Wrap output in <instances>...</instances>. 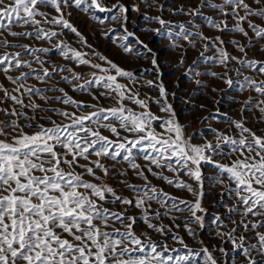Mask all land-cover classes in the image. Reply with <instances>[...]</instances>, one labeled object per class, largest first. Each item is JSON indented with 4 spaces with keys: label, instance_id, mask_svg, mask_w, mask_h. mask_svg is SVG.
<instances>
[{
    "label": "snow or ice",
    "instance_id": "6c2138e0",
    "mask_svg": "<svg viewBox=\"0 0 264 264\" xmlns=\"http://www.w3.org/2000/svg\"><path fill=\"white\" fill-rule=\"evenodd\" d=\"M66 7H75L84 13L90 10L112 13V20L122 22L123 39L126 41L134 36L125 26L129 9L119 2L109 8L102 0H0V74L14 85L9 90L0 83V93H3L0 104L11 102V107L0 108V113L6 117L0 121V264H264V135H258L244 122L229 121L239 131L238 138L212 129L215 143H193L192 137L185 138L184 127L167 103L163 83L148 80L146 86L159 89L160 99L153 102L160 105L161 112L168 114L167 118L155 115L148 102L152 98L142 99L139 91L135 90L134 86L139 83L136 74L107 57L92 53L102 61L93 64L85 58L88 53L63 42L56 44L55 51L65 60L75 62L77 66H90L100 73L98 75L94 71L91 78L79 83L84 77L72 68L54 66L41 59V55H47L53 49L19 42L33 39L52 42L63 34L43 27L48 24L74 33L81 43L90 47L77 28L65 18ZM42 8H51L57 15H50ZM202 8L217 15L204 16ZM132 11H139V8L133 5ZM117 12L119 17L115 15ZM173 15L200 16L209 28L221 33H238L247 41L245 44L230 41L242 54L237 57L226 51L220 36L196 35L187 32L183 24L176 26L179 28L176 39L187 41L195 36L205 41V51L210 50L209 45L216 51L213 57H205L201 52L202 59L193 61L196 67H190L185 75L193 78L209 75L232 87L234 81L226 78L227 72L201 73L197 70L199 63L211 61L225 69L235 62L240 65L236 69L238 76H242L244 70H250L264 77V59L248 58V52L258 42L264 41V0H199L197 7L181 5ZM96 19L103 22L99 17ZM149 19H154L161 26L150 31L173 39L172 31H161L170 21L160 16ZM14 27L34 30L17 32L13 31ZM136 43L143 47L144 53L127 44L120 47L126 54L141 55L142 58L150 55L153 70L159 76L156 54L139 38ZM178 46L173 42L169 48ZM189 46L194 48L195 44L190 43ZM257 51L264 53V45ZM183 64L181 57L178 68ZM56 75L64 83L71 84L74 92L88 93L97 103L77 101L63 88H40L28 83L35 80L47 85ZM121 78L128 83H121ZM195 83L206 87L200 80ZM238 87L264 97V79L243 76ZM93 88L104 91L96 95L92 92ZM49 92L62 95L49 97ZM33 97L45 104L52 99L53 103L70 106L74 111L44 108L34 102ZM101 98L113 100L115 106H101ZM129 104L140 111H135ZM17 106L21 110H17ZM245 109L258 110L260 122L264 123V99L253 103L250 96L241 111ZM49 112L68 123H58L47 115ZM40 113L45 115L40 116ZM22 120L28 123H20ZM39 120L44 123H39ZM156 121H160L158 126L162 132H157L153 126ZM102 129L116 139L103 135ZM121 132L128 135L121 136ZM133 149L142 153V158L150 165L167 169L176 178L154 172L151 166L147 168L148 173L176 189L187 191L195 197V201L181 200L151 185L145 171L135 163ZM92 156L96 159H91ZM215 156H224L228 163L215 160ZM103 158L117 163L121 158L144 181L143 185L137 186L120 179L127 176V171L117 173V182L135 193L134 198H127L104 183L113 169L102 162ZM202 164L211 165L216 170L208 179L225 189L221 197L226 195L234 201L229 207L221 200L233 225L229 231H220L227 225L219 216L213 218L218 229L216 237L224 245L230 244V249L218 246L210 251L203 246L202 240L201 247L193 249L172 227L162 222V217H168L175 223L177 218L170 215L173 211L187 212L191 214L190 219L183 221L187 235L197 239L193 225L204 229V216L198 215L205 211L201 203L204 196ZM181 172L195 182V188L179 178ZM153 202L166 211L154 210ZM133 208L139 210L138 215L129 214ZM137 229L141 230L138 232ZM150 233L159 234L163 239H153ZM169 239L179 247L170 244ZM217 252L219 257L214 254Z\"/></svg>",
    "mask_w": 264,
    "mask_h": 264
},
{
    "label": "rangeland",
    "instance_id": "374dc122",
    "mask_svg": "<svg viewBox=\"0 0 264 264\" xmlns=\"http://www.w3.org/2000/svg\"><path fill=\"white\" fill-rule=\"evenodd\" d=\"M104 6L111 8L113 4L119 2L125 5L129 11L127 13L128 21L125 25L129 32L134 33L133 37H129L128 40H124L125 35L122 27V22L119 20H112L110 17L112 13H99L95 10H90L88 13H84L75 7H66L64 9L65 18L68 19L74 27L82 34V36L87 41L85 46L81 43L79 37L74 33L66 29H61L57 26H52L44 24L45 29L55 30L57 32H62V35L54 38L52 42L44 40H21L20 43H29L32 47H43L53 49L47 55H41V59L48 61L51 65L54 66H63L72 68L76 73L84 77L83 80L79 83H84L87 79L91 78V74L96 69L91 68L90 66L80 65L77 66L75 62L70 60H65L62 56L55 51V45L63 42L64 44L69 45L71 48L81 51L83 53H88L89 55L85 58L90 59L91 63H102V61L95 58L92 53L105 56L109 60L117 63L120 67L124 68L127 71H131L136 74L139 81L136 84L135 90L139 91L140 97L145 99L151 97L152 100L148 101L151 111L162 118H167L168 114L160 111V105L154 103L153 101L160 99L159 89L158 88H149L146 86V81L153 80L156 83H163L166 92H167V103H169L176 116L177 121L185 129V138L192 137V142L196 144H203L205 141H212L215 143V135L211 131L212 129L222 132L225 135L232 136L234 138L239 137V131L234 128V125L230 124L229 121H241L245 123L246 127L251 128L258 135H264V123L260 122V113L256 109H245L241 111L244 107V102L249 99L251 96L253 103L258 99H264V97H259L256 93L250 90H240L238 87L239 83L242 82L243 76H252L253 78L264 79L255 73H252L250 70H244L242 76H238L236 69L240 65L232 62L228 65V68L225 69L222 65L213 64L211 61L207 63H199L197 70L201 73L207 72H216L218 74H224L227 72L226 78H231L234 81L232 87H229L223 80H218L209 75H201L199 77H192L190 75H185L188 72L190 67H196L193 65V61H199L202 58L200 53L203 52L205 57H213L216 55L214 48L209 45L208 51L204 50L205 41L196 39L195 36L190 37L189 40L176 39V34L179 33L178 25L183 24L187 32H192L196 35L203 34L204 36L214 38L220 36L224 41V48L231 55L240 57L242 54L236 50V48L230 43V41L235 40L240 44L247 43L246 38L241 36L238 33H221L216 29L209 28L206 21L200 17H192L188 15H173L175 9L179 8L181 5L186 8H194L199 4V0H147V2H142V0H102ZM135 5L139 8V11H132V7ZM161 6L163 8L161 9ZM42 11L48 12L50 15H57L55 11L51 8H42ZM204 16H215L216 13L212 12L207 8H202ZM70 14V15H69ZM118 17L120 13H115ZM160 16L165 21H170L171 23L167 25L164 29H161L162 32L172 31L173 39L167 38V36L160 37L155 31H150V29H159L161 26L155 22L154 19ZM99 17L103 22H99L96 19ZM192 21V23H189ZM33 31L34 29L30 27H14L13 31ZM251 36V32H249ZM142 40L147 44L152 52L156 54L159 64V76H157L156 71L153 70L151 65V56L148 55L142 58L141 55H132L126 54L123 52L120 47L121 44H127L132 47L139 53H144V49L141 45L136 43V39ZM113 40L116 42L113 43ZM177 43L179 46L170 49L169 46L173 43ZM190 43H194L195 47H190ZM264 45V41H260L248 52L249 59H264V53H260L257 49ZM181 57L184 59V64L182 67L178 68ZM31 59V57H26ZM38 67V66H37ZM106 67V65H105ZM97 74L100 73L97 71ZM64 75H70V73H64ZM200 80L206 87L198 86L195 81ZM121 83H128V81L123 78L120 79ZM0 83L4 84L6 88L11 90L14 85L8 83L3 74H0ZM29 84L35 85L36 87H59L63 88L68 95L72 96L77 101H84L85 103L94 104L97 101L92 100V97L88 93L84 92H74L72 90L71 84L64 83L59 75L50 81L47 85L40 84L35 80H29ZM130 87L132 85L129 84ZM216 89V91H213ZM104 91L102 88H93L92 92L96 95H99V92ZM49 97H57L62 95L59 92H49L47 93ZM3 96V93H0V97ZM34 102L41 104L44 108H56L66 111H74L70 106H65L59 103H53L52 99H49L48 103L45 104L43 100L33 97ZM25 103H28L25 99ZM99 104L104 107H113L115 103L111 99L101 98ZM5 106L11 107V102H5L0 104V108ZM129 107H133L135 111H140L139 108H136L134 105L129 104ZM17 110L19 106H17ZM94 109H88L92 111ZM29 115L32 113L29 111ZM40 116H44L45 113H40ZM47 115L52 116V119L57 120L58 123H68L66 120H61V118L52 115V113H47ZM207 117V119H205ZM6 117L3 113H0V121L5 120ZM15 119V118H13ZM39 123H44L43 120H39ZM22 124H27V121H20ZM34 124L36 122H33ZM160 121L154 122V127L157 132H162L163 130L158 126ZM25 131L30 133V130L25 128ZM102 134L108 136L110 139H116L112 134L106 130H101ZM128 135L127 133L121 132V136ZM132 138V137H130ZM227 150V149H225ZM133 154L136 157L135 163L141 166V169L145 171V174L148 176V180L151 185L155 186L158 190H162L170 194L171 196L177 197L181 200L188 202H194L195 197L188 193L187 191L176 189L162 180L155 178L151 173L147 172L148 167H152L154 172H162L163 175L169 176L170 178H176L172 172L167 171V169H157L155 166L149 164L148 161L142 158L143 154L133 149ZM122 155H124L122 153ZM91 159L95 160L96 157L92 156ZM119 163L112 161L108 158H103L102 162L108 166L110 169H113L112 175L104 179V183L113 186L117 192L127 198H134L135 193L129 191L123 184L117 182V173L120 171H127V176L120 177L127 182L141 186L144 184V181L137 177L136 173L131 170L128 166V163L123 161L121 158ZM215 160L221 161L223 163H228V160L224 156H215ZM83 163V161H82ZM215 169L208 164H202V173L204 176V196L202 199V208L205 210L203 213H198V215L204 216L205 227L203 230L199 229L197 226L193 225V228L197 232V239H193L187 235L184 230L183 221L190 219L191 214L187 212H171L170 215L176 217L175 223L168 217H162V222L165 225L172 227L173 231L178 233L181 237L185 239V242L189 247L193 249H199L201 247L200 241H203V246H206L211 251L212 249L220 247L231 248V245H224L217 237L216 225L213 223V218L219 216L223 224L227 225V228H221L220 231H229L231 229L232 222L228 219L227 209L222 206L221 200L223 203L231 207L234 204V201L229 199L226 195L222 198L221 192L225 189L219 185L213 183L208 178L215 174ZM97 175L101 173L97 172ZM179 178L185 182L191 184L194 188L196 184L194 181L189 179L187 176L180 173ZM86 179H91L86 177ZM227 184L228 182L225 181ZM171 203V202H169ZM123 207V206H121ZM183 207V205H181ZM152 208L159 209L162 213L166 209L160 208L156 203H152ZM118 210V209H117ZM139 210L133 208L129 214L138 215ZM238 219V217H235ZM180 225L179 228H176L175 225ZM141 229H137L139 232ZM153 239L160 240L163 239L159 234L150 233ZM168 242L173 244L169 239ZM175 247L179 245L173 244ZM219 257V253H214ZM202 255V254H201Z\"/></svg>",
    "mask_w": 264,
    "mask_h": 264
}]
</instances>
